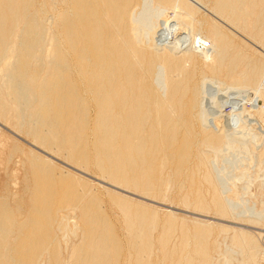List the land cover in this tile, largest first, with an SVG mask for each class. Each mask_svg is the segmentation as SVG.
I'll use <instances>...</instances> for the list:
<instances>
[{"label": "bare ground", "instance_id": "6f19581e", "mask_svg": "<svg viewBox=\"0 0 264 264\" xmlns=\"http://www.w3.org/2000/svg\"><path fill=\"white\" fill-rule=\"evenodd\" d=\"M235 33L264 48V0H0V121L115 189L0 133V264L259 263L249 234L148 205L264 226V202L234 214L214 168L257 127L264 189V53ZM223 93L255 114L233 96L223 116Z\"/></svg>", "mask_w": 264, "mask_h": 264}, {"label": "rangeland", "instance_id": "374dc122", "mask_svg": "<svg viewBox=\"0 0 264 264\" xmlns=\"http://www.w3.org/2000/svg\"><path fill=\"white\" fill-rule=\"evenodd\" d=\"M168 13H170L169 14V16L171 17L172 15V13L171 12H168ZM157 20H158V18H157ZM157 20H154V21H156L157 22ZM226 29H228V28H226ZM157 30H159L158 28H157ZM228 30H230V29H228ZM236 34V36L241 40V41H243V42H245L247 45H249L250 47H252L255 51H257L258 53H264V48L263 47H261V46H259L256 42H254V41H252V40H250L248 37H246V36H242V34H240V33H235ZM182 35H184L185 37H187L185 34H182ZM182 35L181 36H178V39L177 40H179L178 42H176V44L177 43H179L178 44V46H180V42H182L181 44H183V45H181L180 47H182V48H186V47H188V45H190V43H189V40H188V38H185L184 36L182 37ZM180 37V38H179ZM187 39V40H186ZM185 42V43H184ZM189 43V44H188ZM184 45H186V46H184ZM197 46V45H196ZM199 47L197 46V50L198 51H200L199 49H198ZM209 87H213V86H209ZM212 89H214V88H212ZM247 90V89H246ZM247 91H249V90H247ZM244 93H247L248 94V92H246V91H243ZM247 94H244V96L243 97H240V98H242L243 99V108L245 109V113L243 114V115H245L244 116V118L248 115V113L249 114H251V115H253V114H255L254 113V111L252 110V108H250L251 106H252V101H251V103L249 104V100H250V96L249 95H247ZM229 97H228V96ZM234 96V98H232ZM247 96H249L248 97V99L246 100V98H247ZM221 97L223 98V99H221ZM234 100V101H236V102H238V103H240V102H242V99L240 100V98H238V97H236V95H234V94H231V96H230V93H223V95L222 94H220V97L218 98L219 100V102H220V104L221 103H224V104H221V106L223 107H221V114L223 115V116H225V113H226V111H228L229 109L226 107L225 108V103H231V102H233L234 104L236 103V102H234V101H232V99ZM235 98H237L236 100H235ZM244 98H245V101H244ZM222 100V101H221ZM225 102H224V101ZM238 100V101H237ZM247 101V102H246ZM232 103V104H233ZM238 103H237V105H238ZM256 104L260 107L261 106V108H262V106H263V100L262 99H258V100H256ZM237 105H235L237 108H238V106ZM235 106H233V107H235ZM236 107H235V109H236ZM234 109V108H233ZM251 109V110H250ZM249 110V111H248ZM225 112V113H224ZM255 117V116H254ZM223 118H226V117H223ZM246 118H248V116L246 117ZM256 119V118H255ZM249 121V120H248ZM246 122V121H245ZM259 123H260V125L263 127V129H264V118H260V121H259ZM256 127V126H255ZM252 129V131H249L248 129ZM257 128V127H256ZM256 128H254V126H251V125H249V124H246V126H245V131H246V133H249L250 135H252L251 133H255V134H259V130H257ZM6 129V130H5ZM235 129V128H234ZM233 129V130H234ZM235 130H237V129H235ZM258 132V133H257ZM0 133H2V134H5L6 136H9L10 138H12L17 144H19L20 146H22V147H24L25 149H31L32 151H34V152H36V153H38V154H42V156H44V157H46V158H48V155L45 153L44 154V152H42V150L40 149L39 150V148H36V147H33L31 144H30V141L27 139V138H25L24 136H22V135H20V134H18V133H16L15 131H13L8 125H6V124H4V123H2L1 121H0ZM250 135H247L246 137L249 139L250 137H248V136H250ZM253 137V136H252ZM246 138V139H247ZM246 139H244V145L246 146L245 148H246V150L247 151H245V152H242L243 150H244V148H242L241 147V150L238 148V150H236V149H233V151L232 150H228L227 152H225L224 154L222 153V155H223V158H225V160L224 161H222L223 160V158L221 157V156H219V158L217 159V161H216V163L214 162V164L216 165H214L213 163V165L215 166H213L214 168H216L217 170H219V168H220V166H221V168L223 169L224 168V170H223V172H226L225 174H226V177L228 178H225L224 180L226 181V182H232L231 181V179L233 180L234 178H235V182H234V180H233V182L230 184H227L224 180L222 181L223 183H220V184H226L225 186H229L230 188H231V191L227 194V196L229 197V199H231L232 201H234L233 203H232V206H231V208L233 207V205H234V203L236 204V205H234L235 207H233L231 210H232V212L235 214H239V212L240 211H242V212H244V213H246L247 212V210H250V208H256V210H261L262 209V207H259L261 204H262V202H264V189H262V185H261V183H259V181H258V179L256 180L255 179V177H257L255 174H257V169H256V163H255V161H254V158H253V156H251V154L252 153H254L255 152V146H253L252 147V145H253V143H255L254 145H256L257 144V141H256V139H253V138H250V140H248L247 139V141H246ZM252 141H255V142H252ZM248 142H251V143H248ZM248 144V145H247ZM250 145V148L248 147ZM248 147V148H247ZM37 150H38V152H37ZM235 150V151H234ZM252 150V151H251ZM253 150H254V152H253ZM230 151H231V153L232 152H234V153H230ZM249 151V152H248ZM251 151V152H250ZM239 152V153H238ZM240 152L242 153V154H240ZM229 153H230V156H229ZM236 153H238V156H237V154ZM245 153V154H244ZM246 153H247V155H246ZM225 155V156H224ZM227 155H228V158H226L227 157ZM231 155L234 157V159H233V157L232 158H229V157H231ZM239 155H241V157H239ZM243 156H245L244 158H242ZM250 156V157H249ZM220 157L222 158V160L220 161ZM238 157V158H237ZM48 159H50L51 161H53L55 164H57L60 168H62L63 170H65V171H68V172H72V173H75V174H77L78 176H80V177H82V178H84V179H86V180H88V181H90V182H92V184H93V186L94 187H96L98 190H100V191H105L106 189H108V190H112V191H114L115 189L114 188H112L111 186H108V185H106V184H104V182L103 181H101V179L96 175V174H94L93 172H79V171H77V170H74V169H72V167H70V166H68V164H64V161L63 160H61L60 158H57V157H55V156H51L50 157V155H49V158ZM237 159V160H236ZM238 159H239V161H238ZM245 159V160H244ZM247 159H249V160H247ZM234 160V162L236 163V165H234V164H230V162L231 163H234V162H232ZM242 160V161H241ZM247 160V161H246ZM237 161V162H236ZM249 161H251V163L249 162ZM242 162V163H241ZM253 163V164H252ZM239 164V165H238ZM241 164H242V166H241ZM254 165L253 166V169H252V165ZM226 165V166H225ZM251 165V166H250ZM64 166V167H63ZM228 166V167H227ZM236 166V167H235ZM250 166V167H249ZM212 167V168H213ZM232 167V168H231ZM234 167V168H233ZM213 168V170H215ZM220 168V169H221ZM238 168V169H237ZM251 168V169H250ZM221 169V170H222ZM234 169V170H233ZM247 172V170H248V172H247V174H246V172L244 171V170ZM231 171V172H230ZM233 171V172H232ZM244 171V172H243ZM215 172H216V170H215ZM219 172H220V170H219ZM222 172V171H221ZM242 172V173H241ZM228 173V174H227ZM230 173V174H229ZM233 173V174H232ZM259 173V172H258ZM215 174V173H214ZM217 174V173H216ZM219 174V173H218ZM246 174V175H245ZM221 175H223V177H225L224 176V174L223 173H221ZM221 175H219V177H221ZM242 177H241V176ZM245 175V176H244ZM258 175V174H257ZM240 176V177H239ZM249 178H248V177ZM252 176V177H251ZM219 177L217 178L218 180H219ZM234 177V178H233ZM246 177V178H245ZM94 178V179H93ZM98 178V179H97ZM230 178V179H229ZM236 178H238V179H240V180H242L243 178V180L242 181H240V180H238V179H236ZM247 178L249 179V181H247L246 182V180H247ZM251 178V179H250ZM97 180V181H96ZM256 180V181H255ZM237 181V182H236ZM244 181H245V183H244ZM250 181H251V183L254 181V183H252V185H251V183H250ZM221 182V181H220ZM234 183V185H233V188H232V184ZM244 183V184H243ZM246 183H250V185H248V184H246ZM249 186V188L247 187V186ZM245 186V187H244ZM260 186H261V188H260ZM102 188V189H101ZM242 190H241V189ZM243 188H246V189H248V191L246 190V189H244L243 190ZM115 192H118V193H121V194H123L122 192H120V191H118V190H116ZM235 192V193H234ZM250 193V194H249ZM251 193H252V195H251ZM243 194H244V197H242L243 196ZM251 196H249V195ZM258 194V195H257ZM124 195H127V194H125L124 193ZM226 195V194H225ZM235 195H237V196H239V197H237V196H235ZM240 195H241V197H240ZM246 195H248V197H250V198H248ZM127 196H129V195H127ZM130 198H132V199H134V200H138L139 201V199H137V198H135V197H132V196H129ZM253 197V198H252ZM240 198V199H239ZM242 199V200H241ZM245 200V202H246V205L245 204H243V203H245V202H242V201H244ZM256 200V201H255ZM241 201L242 203H239V202ZM140 202H143V203H145V204H148L149 202H146V201H144V200H140ZM248 202V203H247ZM261 202V203H260ZM254 203V204H253ZM151 204V205H150ZM240 204H243V205H245V206H243V205H240ZM251 204H253V205H251ZM260 204V205H259ZM148 205H150V206H152V207H154V208H156V209H158L159 211H160V213L161 214H167V213H173V214H175L176 216H178L179 218H188V219H197V220H201V221H204V222H207L208 224H211V225H214V228L216 229V228H218V226H223V224L225 223V225L224 226H227V227H229V228H232V229H235V230H240V231H243V232H245V233H247V234H249L254 240H256V242H257V244H258V246H259V248L261 249V251H264V232H263V230H264V226H260V225H253V224H251L249 221L247 222L246 220H248V219H244V220H239V219H236V220H234V219H229V218H220V217H218V216H216L215 214H214V212L213 211H210L209 213H199V212H197V211H195V210H193V209H186V208H184V207H182L181 205H178L176 202H174L172 205H170V204H162V203H160V202H156V203H154V202H150ZM237 205H239V206H237ZM262 206V205H261ZM168 207V208H167ZM170 207V208H169ZM248 209H247V208ZM246 208V209H245ZM259 208V209H258ZM168 210V211H167ZM172 210H173V212H172ZM176 210V211H175ZM178 210V211H177ZM180 210V211H179ZM183 210V211H182ZM184 211H185V213H184ZM187 211V212H186ZM176 212V213H175ZM187 213V214H186ZM192 214H194V215H192ZM197 214V215H196ZM200 216V218H198L199 216ZM204 215V216H203ZM192 216H194V217H192ZM197 216V217H196ZM203 216V217H202ZM208 216V217H207ZM207 217V218H206ZM210 217H212V218H210ZM244 217L245 218H249V216H247V214L246 215H244ZM213 218H215V219H213ZM204 219V220H203ZM208 219V220H207ZM219 220H223L222 222L221 221H219V223L220 224H222V225H219V223H218V221ZM241 221V222H240ZM233 222V223H232ZM243 222V223H242ZM217 223V224H216ZM228 225H227V224ZM231 224V225H230ZM235 224V226H233ZM237 225V226H236ZM254 227H253V226ZM257 227V228H256ZM247 231V232H246ZM261 233V234H260ZM259 235H260V237H259ZM263 235V236H262ZM261 237H263V239L261 238ZM261 239V240H260ZM257 264H264V258L259 262V263H257Z\"/></svg>", "mask_w": 264, "mask_h": 264}]
</instances>
